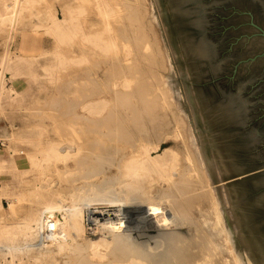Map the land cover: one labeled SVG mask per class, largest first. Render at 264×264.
I'll list each match as a JSON object with an SVG mask.
<instances>
[{
  "label": "rangeland",
  "instance_id": "rangeland-1",
  "mask_svg": "<svg viewBox=\"0 0 264 264\" xmlns=\"http://www.w3.org/2000/svg\"><path fill=\"white\" fill-rule=\"evenodd\" d=\"M82 1L37 0L32 6L33 8L24 11L22 20L16 24L15 28H12L9 24L0 23V62L6 54L10 57L8 67L5 69L7 80L6 88L3 92V96L0 98V204L2 206L0 210V243H3V241L5 242L10 235H13V240L17 243L25 242L26 237L23 232L22 222L25 220V217L32 212V209L36 210L35 208L38 209V207L42 206L43 193L47 190L43 188L42 185L51 182H54V188L58 193L61 192L63 196H67L66 202L68 203L79 201L78 199H81V197L84 199L83 197L85 196L83 195H88V193H90V195L101 194V199L104 195H107L106 197L109 196V202L107 201L108 199L104 197V199H106L102 200L104 202L100 203L101 209H117L120 207L119 202L121 203V201L123 202L126 199L125 202L130 204L145 203V201L146 203H150L151 201L153 202V200L156 201V199L162 200V198H160L162 194L159 193L158 189L163 186L165 187V184L155 180L156 172L148 174L149 176L140 175L138 180L137 178L132 180L128 175V177H126L125 165L122 164L121 166L120 162L118 163L117 161L100 162L101 160H95V162L99 164L96 166L97 164H93L95 163L94 161L90 164V162H92L91 160H87L88 162L81 160V162H79L82 164H80L78 158L82 159L83 156H86L85 154L89 156L91 152L90 148L83 144V139H85L83 129H87L88 126L86 124L85 126L77 123L75 125L71 122L74 115L66 117V114H64L68 113V109L75 104L77 107L72 110L75 112L71 114L88 116L89 112L84 110L82 105L83 102L87 100L86 97L88 98V95L96 91V89L92 87L96 81L95 79L97 78L96 83L98 82L101 84L100 88L102 86L107 88L113 84L116 75L118 80L122 78L121 71H118L120 73L117 74L116 69H113V73L115 74L113 75L115 77H112L113 79L110 80L107 76L110 74V67L113 65L114 67H131L134 64L129 72L131 71L132 74H134L135 72L144 71L141 74L140 72L137 73V75L139 77L143 75V79L148 81V83L150 82L149 86L153 88L150 89V92L156 96L158 95L156 99L160 101L159 106H162L161 109L165 107V109H162L164 110L162 114L165 115L167 119L165 120L170 123L162 127V131L164 132L161 143L162 149L153 152V156H160L158 161L160 167H155V170L160 171L165 164L170 162L171 154L170 152H164V149H171L179 158L180 169L182 170L185 165L190 164L192 168L195 169V171L192 170V174L198 176L197 165L190 155L189 146L187 145V136L192 134L193 136L192 138L190 137V140H192V143L193 140L195 141L194 145L198 147L199 151L200 149L202 150V153L200 152V154H202L200 157L204 161V165L209 167L205 160L206 156L210 163V170H207L211 176L210 185L207 183V187H205L204 190L208 189L210 191L211 189L208 186H211L213 191H211L210 195H207V197L204 196V202L201 201L200 203L201 205L204 204L206 207L197 205L200 210L204 207L205 209L203 210L206 211V213L203 211L204 214L209 215H207V219L199 215V217H189V219L184 220L187 224H184L182 227L185 233L191 235L194 240L197 238L200 242L198 244L196 243L197 247L192 249L191 254L200 252V247H198V245L201 244L203 239L205 241H203L205 247L209 245L204 249L210 253V259L214 264H264V257H262L263 255L244 224L217 140L194 79L168 0H110L116 7V10L121 13H125V6H128L131 2V5H134L130 6L131 8L133 7V9H136L138 6V8H142H140V13L142 11V15L138 11L133 13V15H135V13L138 12V14L141 15L139 16L142 18L141 21L136 18L137 14L135 15L136 17L131 16L128 18L127 23H130V20H132L137 27L135 26L134 28L136 29V31L134 30L135 33H130L132 40L129 42L131 43L125 45V52H130L129 58L127 60L121 59L122 62L117 60V66L115 62H113L114 59H117L115 57L117 52L114 53L113 51H106L104 48H101L94 37L93 32L102 24L97 23L94 26L87 24V15H92L90 0H88L89 3L87 0ZM81 2L82 4H80ZM127 2L130 3L127 4ZM53 10L61 19L66 16L65 14L68 15V10H73V16L67 20L66 24H63L64 26L62 28L51 30V11ZM93 18L94 17H92V19ZM133 23L128 24V27H130V25L133 26ZM141 24L145 25L147 29L144 28V30ZM150 25L151 29L149 27ZM140 26L142 27L141 29L144 30V35L147 34V36H149L146 41L151 44L150 46L153 44V47L147 49V43L141 45V43L139 44L138 38L135 40V34H137V29H139ZM83 28L87 33L83 32ZM93 29L95 30L92 32ZM143 30H141V32ZM150 30L151 32L149 33ZM156 32L157 34L159 33V36H156ZM89 35L90 38H86ZM156 37L159 38L156 39ZM118 43L120 44L118 51L121 52L123 49V41L120 39ZM83 45L86 46V49H84ZM153 51H155V55L157 52L156 56L159 57V59L157 58L158 63H156V60H153L154 56L153 59L149 57L150 53ZM112 62L114 64H112ZM86 67H90V70L85 69ZM86 70L89 74L85 72ZM145 72L148 73L146 74ZM13 74L23 79L21 84L25 85L23 90L19 93L15 92L14 95L10 93L12 86L15 84L14 81L11 80ZM135 75L132 79V84L135 82L137 84L139 80H141ZM147 75L150 81L149 79L147 80ZM135 78L139 80L137 79L134 82ZM101 79L103 80L100 81ZM152 83H154V85ZM157 83H159V85ZM85 91H87L88 94ZM155 91L157 94L154 93ZM164 92H166V96H164ZM107 93L108 92L104 90L101 94H97L94 97L106 96L109 94ZM153 94L151 95L153 96ZM159 97H161L160 100ZM56 99L61 102L59 103L60 105L58 104L59 106L52 105ZM161 99L165 101V104ZM67 101H69V103ZM60 107L62 108L60 109ZM61 117H66L67 119L64 118L65 121H62L63 118L61 119ZM73 126L78 129V133H67V129L74 130ZM68 139H73L76 142L77 152L67 159L54 156L62 153L57 143ZM157 142L156 140L155 143ZM56 145H58L57 149L53 151V147ZM117 145L121 149L125 145L123 150H131L130 145L127 143L120 142ZM82 147L84 151L80 149ZM74 156L76 158H74ZM103 163L105 166H103ZM63 169L66 170V174ZM120 169H123V171ZM119 170L121 172H119ZM74 171L76 172L74 173ZM90 174L95 175L91 176ZM142 176L148 179H144ZM128 182H134L133 187L131 186L132 183L130 185ZM129 186L131 188H129ZM106 189L109 190L106 191ZM200 189L196 191L199 193L203 192V187L200 186ZM97 190H99V193ZM102 190L104 192H109V194L113 191L112 194L115 197L112 194H106V192L104 194ZM78 191L79 193H77ZM81 191L85 192L82 193ZM86 191L88 193H86ZM111 198L113 199L112 201ZM122 198L125 199L123 200ZM82 199L80 203H83ZM146 199H151V201L147 202ZM105 202L109 204H104ZM167 202H165V206L172 207L170 202L169 205L166 204ZM34 204H36V207ZM207 204H209V207ZM88 208L85 207L83 210L84 224L86 227L85 232L86 235L96 238L98 237V233L94 232L100 230L101 227L94 222L87 224ZM197 218L200 219L197 220ZM188 220L190 224L186 222ZM196 225L200 229H198ZM196 230L199 231L197 232ZM9 232L11 233L10 235H8ZM125 234L123 238L128 243H134L139 240V236L135 234ZM207 236L209 238H207ZM205 238L209 241L206 242ZM197 239L195 242L198 241ZM116 247V244L108 247V253ZM31 251L32 253L25 257L20 255L12 257L9 253H0V264H20L22 260L32 258L31 255L34 253V249ZM35 252H38V249H36ZM69 254L70 252L68 251L67 253H57L55 255L57 264H73L72 261L68 259H73V255L71 256V254ZM111 256L112 255L108 256L109 260L114 258ZM67 259L68 262H66ZM108 259L106 260L108 261Z\"/></svg>",
  "mask_w": 264,
  "mask_h": 264
},
{
  "label": "bare ground",
  "instance_id": "bare-ground-1",
  "mask_svg": "<svg viewBox=\"0 0 264 264\" xmlns=\"http://www.w3.org/2000/svg\"><path fill=\"white\" fill-rule=\"evenodd\" d=\"M36 1L37 0H0V23H6V24H9L12 28H15L16 24L20 20H22L24 11L28 9L30 10L31 8H33L32 6L35 4ZM82 2L80 4H82ZM90 2H91V8H92V15L87 13L88 14L86 17L88 18L86 19L87 24H90L91 26H94L97 23L102 24L100 27L96 29L95 32H93L95 29H93L92 32L94 34V37L96 38L97 44L101 46V48H104L106 51H113L114 53L117 52L115 56L117 59L112 58L114 59L113 62H115L117 66L118 61L122 62L121 59L127 60L129 58L130 52L129 51L125 52V45H127V43H131L129 42L132 40V36L130 33H135L134 30L136 31V29L134 28L135 26L137 27V25H134L132 20H130L133 23L134 27L132 25L128 27L129 26L128 24H132V23L131 22L127 23V22H128V18H130L131 16H135L136 14H137L136 15L137 17L136 16L135 17L138 18L139 21L142 20V18L140 17L142 15L141 14L142 11L140 13L141 7L138 8L139 6L138 7L136 6L137 8L135 7L136 9H133V7L132 8L130 7V6H134V5H131L132 2L131 3L127 2V4L128 3L130 4L128 6L127 5L125 6V13L123 12L121 13L120 11L116 10V7L114 6L113 3L110 2V0H90ZM135 11H138L141 15L138 14V12H136L135 15H133ZM67 12H68V15L65 14L66 16L63 19H61L56 14V12H54V10L51 11V26H50L51 30H55L56 28L57 29L62 28L64 26L63 24H66L67 20L69 18H72L73 10H70V11L68 10ZM92 17L94 18L92 19ZM141 25L143 26V29L146 28L145 25L143 24ZM149 27L151 29V25ZM141 28L142 27L140 26V28L137 29V32H136L137 34H135L136 38L134 37L135 40H137L138 38L139 44L141 43V45L143 43H147V46H146L147 49L149 47H153V44L152 46H150L151 44H149V42L146 41L149 38V36H147V34L144 35L145 29L143 30ZM141 30L143 31L141 32ZM83 32L87 33V31H85L84 28H83ZM88 32H91V31H88ZM150 32L151 30L149 31V33ZM155 34H157V32ZM158 34L156 36H159ZM86 38H90V35ZM157 38L159 37H156V39ZM120 39L121 41H123V44H122L123 49L121 52L118 51L120 47L118 40ZM83 47L84 49H86L85 45H83ZM155 51L150 53L149 57L153 59V56H154L153 60H156V63H158L159 57L156 56L157 52H156V55L154 54ZM9 62H10V57L8 56V54H6L3 57L2 61L0 62V98L3 96V92L6 88L7 80H6V75H5V72H6L5 69H7ZM113 62L112 64H114ZM122 66H123V63H122ZM132 66L131 67H124V66L114 67L113 65L112 67H110V70H111L110 74L107 75L110 80L115 77L114 76L115 74L113 73V69L114 70L116 69L117 74L120 73L118 71H121L122 78L121 79L119 78L120 80H118L116 78L117 77L116 75L113 84L108 86L107 88L106 87L104 88L103 86L100 88L101 84L98 82L96 83L97 78L95 79L96 81L92 87L93 89H96V91H94L93 94L88 95L89 97L88 98L86 97L87 100H85L82 105V108L86 110L87 112H89L88 116L82 115V114L81 115L71 114L75 112V111H72L73 109L77 107L75 106V104L74 106H71L68 109V113H64V114H66V117L67 116L71 117L72 115H74V118L71 119V122L74 123L75 125L77 123V124H83V125L86 124L88 126L87 129H83V132L85 133V134L83 133L84 138H85L83 139V142H84L83 144L84 146L86 145L88 148H90V151L92 153L90 152L89 156L85 154L86 156L82 157L81 155L82 159H79L77 157L78 162L79 161L81 162V160H85V161L91 160L92 162H90V164L93 163V161L95 162V160H101L100 162H104V161L106 162L107 161H111V162L117 161L118 163L120 162L121 166L122 164L125 165L126 171L125 170L124 171L126 172V177L129 176L132 180H135V178H137L138 180V177H140V175L149 176L148 174L156 172L155 180L159 183L161 182L165 184V187L163 186L158 189L159 193L162 194V196H160L162 200L158 199L159 200L158 201L156 199V201H154L152 199L153 200L152 202L151 199L150 200L146 199L147 202L149 201L151 202L146 203L145 201V203L142 202L139 204H130V203L125 202L127 200L126 199L123 202L121 201V203L119 202L120 207H118L117 209L116 208L113 210L112 209L111 210L101 209L100 203L104 202L102 200H105L106 198L108 199L109 196L106 197L107 195L105 196L104 194L109 189L108 190L106 189L105 192L102 190V192H104V194L103 193L102 194L104 195V197H106L105 199L104 197L101 199L102 197L101 194H100L101 196L98 194L90 195V193H88L89 192L88 190V192L86 191L88 195H83L85 196L83 197L84 199H82L81 197L83 203H80L81 199H78L79 201L68 203L66 202L67 196L66 197L65 195L63 196V194L60 191H59L60 193H58L57 190L54 188V185H55L53 184L54 182L44 184L42 186L43 188L47 190H45V193H43L44 195L42 194L44 197L43 198L41 197L43 201L42 206L38 207V209L35 208L36 210H33L31 208L32 212L29 215H27V217H25V220L22 222L23 223L22 227L24 229L23 232L25 233V237H26L25 242L24 241L23 243L15 242L13 240V235H10L11 233L9 232L8 235L10 236L7 235L8 239L5 242L3 241V243H0V253L1 254L9 253L12 255V257H15L17 255L25 257L26 255H29L30 253H32L31 250L34 249V253L36 254L33 253L31 255L32 258L28 260H22L20 264H57V261H56L57 259L55 255L61 252L67 253V251L70 252L71 256L73 255V259L68 258L69 260L72 261L73 264H145V263L147 264H214L212 260L210 259V253L204 249V248H207L209 245L205 247V244L203 243L204 241L203 239H202L201 244H199L200 246L198 245V247H200V252L191 254L192 249L197 247L196 243L198 244L200 242L197 238H195V240L197 239L198 241L195 242V240L193 239L191 235L185 233L182 230L183 225L187 224L184 221L185 219L187 220L189 219V217L198 216V215L200 217H204L207 219V215H209V214H204L203 212L205 211L203 209H205L204 207L206 206H204V204L203 205L200 204L201 201H203V198L205 199V197H207V195H210V192L213 191L211 186H208L211 189L210 191L207 188H206L207 190H204V188L207 187L206 186L207 183L208 185H210L209 182L211 179L210 178L211 176L207 172L208 169L210 170V163H209L208 157L206 156L205 160L207 161L209 167L207 165H204V161L200 157V155H202L200 154V152L202 153V150L200 149L199 151L198 147H195L194 145L195 141L193 140V143H192V140H190V137L192 138L193 136L192 134V135L187 136V139H188L187 145L189 146L190 155L193 157V160L195 161L197 165V168H198L197 175L198 176H194L192 174V170L195 171V169L192 168V165L190 164L185 165L183 169L181 170L179 158L177 157V155L174 154L173 150L171 149H164V152H170L171 154L170 162L165 164L161 168L160 171L155 170L156 169L155 167H158V168L160 167L159 166L160 163L158 162L160 156H153V152L158 151L159 149H162L161 143L163 140L162 137L164 133L162 131V127L170 123L166 121L167 119L165 115L162 114V111H164L162 109L163 108L165 109V107L161 109L162 106L161 107L159 106L160 101L156 99L158 95L156 96L150 92L151 91L150 89H153L151 88L152 86L151 87L149 86L150 82L148 83V81L143 79V75H141L140 77L137 75V73H139L140 71L138 69H135L136 67L133 69L139 71V72H135L137 76L135 75V73L132 74L131 71L130 73L129 70H131ZM89 68L90 67L88 68L86 67L85 69L90 70ZM87 70L85 72H88ZM143 72L144 71L140 72V74ZM145 73L147 74L148 72H145ZM134 75L141 79L139 80L137 78L139 80L137 84L135 82V80L137 79L136 78L134 79V82H135L134 84L136 85L132 84V79L134 78ZM148 79L149 77L147 78V80ZM11 80H13L15 83L14 86H12L11 88V91H10L11 94L14 95L15 92L19 93L21 90L25 88V85L21 84L23 79L18 78L16 74H13V76L11 77ZM102 80L103 79H101L100 81ZM152 84L154 85V83ZM157 84L159 85V83ZM104 90H106L109 94L107 93L108 95L106 96L94 97L97 94H101V92ZM87 91L85 92L87 93ZM154 93L157 94L156 91ZM158 93L160 94V92ZM164 93H165L164 96H166V92ZM151 94H153V96ZM160 98L161 97H159V100ZM163 99L161 100L164 101ZM81 100H84V99H81ZM67 102L69 103V101ZM59 103H61L60 100L56 99L53 102V104L52 103L51 104L54 106H57ZM164 104H165V101H164ZM62 107H60V109ZM66 117L64 118L67 119ZM62 118L63 117H61V119ZM64 118L62 121H65ZM74 126H73L74 130L67 129L68 130L67 133L72 132V133L77 134L78 129ZM71 129H72V126H71ZM67 133L65 132L66 135ZM156 140L158 141L157 143H155ZM120 142H124L130 145L131 150H127V151L123 150L126 144L121 149L117 145ZM57 144H59V148L62 151V153L56 154L54 156H58L63 159L69 158L71 155L75 154L78 150L76 146V142L73 139H68V140H65ZM57 146L58 145L53 147V151L57 149ZM80 149H83L84 151L83 147ZM74 158L76 157L74 156ZM93 164L95 165L97 164L96 166L99 165L98 162L97 163L95 162ZM105 164H108V163H105ZM103 166H105L104 163H103ZM120 170L123 171V169H120ZM120 170L119 172H121ZM65 171L66 170H64V172ZM76 171H74V173ZM142 177L144 178V176ZM131 183L129 184L133 187L134 182H131ZM199 185L203 187V192L199 193L198 191H196L197 189L198 190L200 189ZM129 188L131 187L129 186ZM99 190H97L98 193H99ZM81 192L84 193L85 191L84 192L81 191ZM111 192L113 193V191ZM77 193H79V191ZM107 193L109 194V192H106V194ZM109 200L110 199H108L107 201L109 202ZM112 200L113 199L111 198V201ZM108 202H105L104 204H107ZM165 202H167L166 204L168 205L170 202L172 207L170 206H168L170 208L166 207ZM34 205L36 207V204ZM197 205L198 206L200 205L201 207L204 206V207L203 209L200 210ZM207 205L209 207V204ZM85 207L95 208V209L88 208L87 212H88V219L90 221H93L94 223L99 224V227H101L100 230L94 232V233H98V237L96 238L93 236L86 235V232H85L86 227L84 224V214H83V210L85 209ZM1 209H2V206L0 204V210ZM45 215L54 217L56 229H55L53 236L48 238V242L46 244L39 245L37 244L36 240L39 238L41 234V230L43 229L45 225V219H46ZM198 219L200 218H197V220ZM186 222L190 224L189 220ZM192 226H193V223H192ZM198 229L200 228L198 227ZM124 234L125 235L135 234L139 236L138 237L139 240L134 243L132 242L128 243L123 238ZM201 235H204V234H201ZM207 238L209 237L207 236ZM207 238H205L206 242L209 241V240L207 241ZM113 244H116L117 247L111 250L110 253H108L109 249L107 248ZM36 249H38V252H35ZM109 255H112L114 258H112V260L111 259L109 260L108 259ZM68 259L66 260V262H68ZM106 259H108L109 262Z\"/></svg>",
  "mask_w": 264,
  "mask_h": 264
},
{
  "label": "water",
  "instance_id": "water-1",
  "mask_svg": "<svg viewBox=\"0 0 264 264\" xmlns=\"http://www.w3.org/2000/svg\"><path fill=\"white\" fill-rule=\"evenodd\" d=\"M168 3L244 224L264 257V0Z\"/></svg>",
  "mask_w": 264,
  "mask_h": 264
},
{
  "label": "built area",
  "instance_id": "built-area-1",
  "mask_svg": "<svg viewBox=\"0 0 264 264\" xmlns=\"http://www.w3.org/2000/svg\"><path fill=\"white\" fill-rule=\"evenodd\" d=\"M45 216H46L45 217L46 218L45 219V225H44L43 229L41 230V234H40L39 238L36 240L37 244H39V245L46 244L48 242V238L53 236L55 229H56L54 217L48 216V215H45ZM86 222H87V224L93 223V221H90L88 219V216H87Z\"/></svg>",
  "mask_w": 264,
  "mask_h": 264
}]
</instances>
